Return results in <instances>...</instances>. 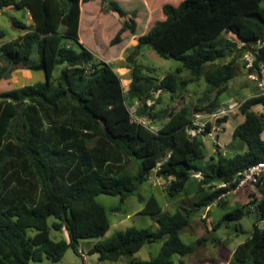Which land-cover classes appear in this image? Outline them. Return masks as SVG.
I'll use <instances>...</instances> for the list:
<instances>
[{
	"label": "trees",
	"instance_id": "1",
	"mask_svg": "<svg viewBox=\"0 0 264 264\" xmlns=\"http://www.w3.org/2000/svg\"><path fill=\"white\" fill-rule=\"evenodd\" d=\"M81 1L88 0H0V11L8 6L25 8L32 18V24L11 20L23 33L0 44V80L14 68L44 73V81L0 92V264H28L44 257L54 262L68 248L81 257V240L98 238L110 227L108 211L95 197L118 196L120 205L110 209L118 211L157 167L168 198L196 189L194 207L165 212L151 194L142 213L154 216V230L128 226L89 245L87 253L122 264H173L174 255L192 251L180 230L190 224L196 209L213 202L225 206V190L215 185L264 160V114L253 110L256 105L264 108V92L245 98L238 107L243 120L233 128L232 137L246 148L226 155L216 145V155L202 165L201 136L210 132V126L191 136L190 107L155 111L153 95L163 91L173 100L189 83L202 79L201 108L195 106L194 111H212L237 75L234 59L216 61L241 51H250L252 65L246 67V61L244 65L264 84V0H160L161 18L137 37L127 56L131 70L127 91L112 66L96 60L78 41ZM101 4L102 10L126 17L110 45L119 43L124 32L137 31L135 11L128 13L114 0ZM223 33H231L240 44ZM3 36L0 29V39ZM144 45L179 65L161 77L153 75L151 67L135 58ZM34 47L38 61L31 64ZM56 66L60 70L54 75ZM184 70L188 78L181 77ZM128 100L136 102L134 111ZM133 113L149 122L157 118L160 125L155 130ZM226 120L223 116L217 122ZM130 161L136 163L134 173L127 170ZM195 172L200 179H194ZM244 190L246 203L225 212L212 229L233 221L240 231L237 221L257 201L251 234L237 244L226 264H264V227L258 225L264 221V181ZM50 228H64L67 239L53 240ZM157 240L161 246L153 257L135 259L142 246Z\"/></svg>",
	"mask_w": 264,
	"mask_h": 264
},
{
	"label": "rangeland",
	"instance_id": "2",
	"mask_svg": "<svg viewBox=\"0 0 264 264\" xmlns=\"http://www.w3.org/2000/svg\"><path fill=\"white\" fill-rule=\"evenodd\" d=\"M134 6L140 7L141 3L139 0L134 1ZM6 12L0 14V29L4 32V36L0 39V44L6 42L12 38H15L16 35L21 32V29L15 27L11 20L19 19L25 21L23 17H26V11L24 9H9L6 7ZM8 10V11H7ZM143 25L141 28L137 29V32H143ZM227 38L237 41L238 39L231 33H223ZM102 44L101 39L98 40V46ZM238 44H240L238 42ZM103 50L107 46H102ZM120 47V46H118ZM118 47H112L109 49L108 54L113 56L116 54ZM245 55L251 56L250 51H241L239 53L233 54L231 57L223 58L216 61L218 64L227 62L229 59H234L237 66V75L230 81L229 87L225 91L224 97L219 101L218 106L212 111L198 110L194 111V107L201 108V103L199 104L198 100L203 96L205 91V83L202 79L199 81L189 83L185 90L181 94L176 95L172 100L168 93L160 91L155 92L153 98L156 100L155 111L159 110L161 107H166L171 110H177L181 106H188L192 110V120H196L198 123H204L205 125L210 126V132L201 136L203 142V150L205 153V159L199 161L198 164L202 165L204 162L209 159L210 156L216 155V145L219 147V150L226 154L232 155L234 152L243 151L246 148V145L237 139L232 137L233 128L243 120V116L239 112V105L245 99L252 95H256L260 92H264V84L261 79H259L255 74H251L248 71V68L245 67ZM33 56V55H32ZM108 57V55L106 56ZM138 62L142 65H146L152 68V74L161 77L168 72L173 71V69L179 65V62L171 57H162L156 52H154L149 46L144 45L139 50V55L136 56ZM123 59V58H122ZM122 59L119 60H110L108 63L116 71L118 75H121L119 65L122 63ZM128 64V62H127ZM16 69V68H14ZM60 70V66H56L53 74L57 75ZM42 72H34V78L27 81H19L15 83L14 88L20 87L26 84H33L39 81H44V76ZM124 73V72H123ZM38 77V81L36 80ZM182 78H188L189 73L183 71L181 74ZM124 80V77L121 79V82ZM123 87H128L124 82L122 83ZM127 91V88H126ZM213 96V94H211ZM129 103L131 101L128 100ZM147 105H151V101L147 102ZM137 106L136 102L131 105V110L134 111ZM224 108L227 114H220L219 110ZM257 113L264 114V108L261 105H256L253 108ZM217 114V115H214ZM226 116L227 120L221 124H218L217 119L220 117ZM134 118H138L133 113ZM146 124L151 125L153 129H157V123L159 120L155 118L153 122H149L145 119ZM164 121V120H163ZM160 123V122H159ZM215 137L217 140L215 141ZM261 137L264 138V133L261 134ZM127 170L130 173H134L136 170V165L133 161H130L127 165ZM194 179H200L198 172L194 173ZM157 178V177H156ZM165 182L161 180L160 186H164ZM165 189V188H164ZM248 190L244 191V194H225L222 198L226 200V204L223 207H220L217 203L213 207L209 215L208 221H212L209 225L212 226L215 224L216 219L222 216L225 212L231 210L234 206L241 207L246 203L248 199L247 195ZM154 194L162 209L166 212H174L176 209H181L183 207H188L190 205V197L181 194L175 198H169L163 200V197L160 194V189L156 186H147L143 183L138 187L137 192L134 195L126 198L124 204H121V209L118 211H111L110 209L114 206L120 205L118 196H110L106 194H99L95 197L96 201L104 205L108 211V217L110 220L109 229L98 238H89L83 239L80 242L81 251L83 252L85 260L83 261L82 254L81 257L75 254L71 248H68L63 257L58 261H50L47 258H43L40 261L30 260L28 264H120L118 262H108L101 261L97 259L96 254H88L87 246L96 242L98 240H105L109 238L115 231L124 229L128 226H135L138 228H146L154 230L156 228V223L154 221V216L150 214H142L141 209L144 207V201L151 195ZM244 212L246 208H243ZM205 212V211H204ZM121 219V220H119ZM255 219V213L250 212L243 215V217L237 221L239 224L240 231H237L234 228L235 223L233 221L228 222L227 224L223 223L216 229L208 230L203 219H200L198 215H192L190 224L180 230V237L185 242L192 246V251L187 253L184 256L174 255L173 264H192L191 261H194L196 258L206 257L214 258L217 261H224L229 253L232 251L233 247L240 241L246 240L252 231L253 222ZM51 221V218L48 219ZM207 222V221H206ZM260 227H264V221L258 223ZM49 236L53 240H58L61 238L67 239V232L63 228L61 230L49 229ZM207 238V240L198 242L201 238ZM209 238H214L215 242H211ZM161 246V241L157 240L150 244H145L138 250L134 257L137 260H148L153 257L159 250ZM183 261L182 263L180 262Z\"/></svg>",
	"mask_w": 264,
	"mask_h": 264
},
{
	"label": "crops",
	"instance_id": "3",
	"mask_svg": "<svg viewBox=\"0 0 264 264\" xmlns=\"http://www.w3.org/2000/svg\"><path fill=\"white\" fill-rule=\"evenodd\" d=\"M114 1H116L128 13L135 11L136 12L135 19L138 23V28H141V26L143 25L144 31L141 33L136 31L132 35H127V33L124 32L122 34V39L119 43H117L115 45H110V42H109L110 39L119 30V28L122 25V22L126 19V17H120L115 12H112V11L110 12V11L102 10L101 0L81 1L80 2V17H79V25H78V41L81 44H83L93 54V56L96 60H103V61L108 63V61H110V60H114V59L119 60V59L123 58L121 65H119V67H118V68H120L119 71L121 73V75H119V76L121 79L124 77V80L122 81V83L124 82L128 86V84L130 82V78H131V70L127 64V60H126L127 56L129 54V52L137 44V37L139 35L145 33L148 30V28L150 27V25L155 20L161 18V12H160V5L161 4H160V0H139L141 3V6L136 7V6H134L135 0H114ZM7 8H8V10L13 9V8L15 9L14 6H8ZM24 10L26 11V14H27L26 17H23L25 19L24 23L25 24H32V18L30 16L28 10L25 8H24ZM3 12H6L5 8L2 11H0V14H2ZM22 33H23V31L21 30V32H19L16 35V37H18ZM100 39L102 41V44L100 46H98V40H100ZM103 45L107 46L105 48V50H103V47H102ZM114 46L115 47L120 46V47H118L119 49H117L116 54L111 56V54H108V51H109V49H111ZM107 55H108V57H106ZM135 58H137V57L135 56ZM37 61H38V53H37V49L34 47L32 49L31 55H30V63L34 64V63H37ZM34 72H42V71L41 70H32V69H28V68L13 69L8 78H3L0 80V92L7 91V90L14 88L13 85L15 83H18L19 81L32 80L34 78V76H33ZM41 74H43V76H44L43 72ZM36 80L37 81L39 80L38 77H36ZM133 103L134 102H131L130 106L131 105L133 106ZM135 119H139V121H141L142 123H146L144 118L138 117ZM157 125H158L157 126V128H158L160 123L158 122ZM134 164L136 165L135 162H134ZM150 174L153 175V178L151 180L146 179L143 183L147 184V186H149V187L150 186L158 187L160 189V194L163 197V200L168 201L169 198L166 196L165 189H164L165 186H163V185L160 186L161 179L156 178L157 176L154 173V171H151ZM193 176H194V174H193ZM192 183L195 184V181L193 179H192ZM137 190H138V188H137ZM137 190H136V192H137ZM244 191H245L244 188H242V189L238 190L237 192L238 193L242 192L244 194ZM182 194L191 198L190 199V205L187 208L192 209L194 207L196 201L198 200V197L196 194V189L192 187L186 193H182ZM215 205H217L216 202H213L209 206H206L205 213L204 212L198 213L197 210L200 209L201 207L197 208L195 211V214H194V215L197 214L200 219H203V221L205 220L204 223H205L206 228L208 230H212L211 225H209L212 221H210V220L208 221V219H209L210 212H211V210H213L212 208L215 207ZM142 209L140 210L141 213H142ZM119 220H121V219H119ZM240 242H242V241H240ZM240 242H238L237 244H239ZM93 243L94 242H92V244ZM92 244H90V245H92ZM147 244H150V243H147ZM237 244L233 247L232 251L229 253V255L227 256V258L224 261H217L214 258L201 257V258H196L194 261H191V262H192V264H226L231 259L232 253L234 251V248L237 246ZM88 246H87V248H88ZM82 258L84 261L85 260L84 255L82 256ZM123 262L124 261H120V264H122ZM180 262L182 263L183 261H181V259H180Z\"/></svg>",
	"mask_w": 264,
	"mask_h": 264
},
{
	"label": "built area",
	"instance_id": "4",
	"mask_svg": "<svg viewBox=\"0 0 264 264\" xmlns=\"http://www.w3.org/2000/svg\"><path fill=\"white\" fill-rule=\"evenodd\" d=\"M246 61V67H250L252 65V56L245 55L244 57ZM220 114H227L226 110L222 108L219 110ZM217 115V114H214ZM139 121V119H136ZM204 123H198L196 120H192L189 127L188 132L192 136L196 133H201L205 128ZM158 168V167H157ZM156 169L152 170L156 174ZM153 178L152 174H149L147 179L151 180ZM264 181V160L258 161L254 164L249 165L242 171L238 172L235 177L226 182H221L215 185L216 189H224L225 194H235L238 190L245 188L246 186H252L254 188L255 185L261 184ZM166 187V185H164ZM254 191H256L254 189ZM257 201H254L249 205V210L253 212L257 207ZM80 254L83 256V252L80 250Z\"/></svg>",
	"mask_w": 264,
	"mask_h": 264
},
{
	"label": "water",
	"instance_id": "5",
	"mask_svg": "<svg viewBox=\"0 0 264 264\" xmlns=\"http://www.w3.org/2000/svg\"><path fill=\"white\" fill-rule=\"evenodd\" d=\"M217 140V138L215 137V141ZM206 209V205H202L200 209H198V213H203Z\"/></svg>",
	"mask_w": 264,
	"mask_h": 264
}]
</instances>
